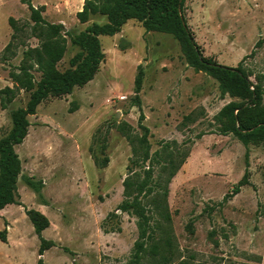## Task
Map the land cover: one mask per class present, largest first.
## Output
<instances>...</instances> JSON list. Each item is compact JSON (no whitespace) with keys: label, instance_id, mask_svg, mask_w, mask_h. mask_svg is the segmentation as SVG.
Segmentation results:
<instances>
[{"label":"rangeland","instance_id":"rangeland-1","mask_svg":"<svg viewBox=\"0 0 264 264\" xmlns=\"http://www.w3.org/2000/svg\"><path fill=\"white\" fill-rule=\"evenodd\" d=\"M83 1L0 0V53L13 33L9 18L18 26L31 25L29 2L43 6V18L66 30V51L57 68L68 69L79 52L71 38L91 23L105 22L93 18L79 24L75 15ZM183 16L203 56L232 68L242 61L249 80H259L264 90V0H185ZM19 39L37 45L26 33ZM99 41L104 60L93 80L70 95L42 102L28 117L27 136L14 148L21 162L17 191L22 206L0 210V232L7 230V243L0 242V264H36L39 259V241L24 208L40 211L49 220L42 236L54 247L40 257L43 264H134L137 219L118 209L122 183L131 176L127 167L132 153L117 127L125 123L140 137V111V124L149 130L150 154L159 153L164 144L190 149L168 186V264H264V140L250 138L248 184L238 190L246 148L230 132L209 134L219 126L215 116L220 109L236 99L222 96L214 79L187 66L170 35L145 32L137 21H128L120 33ZM258 41L262 43L256 48ZM24 50L18 47L13 59L0 64V89L13 86L8 71L19 64ZM139 66L140 110L133 103ZM28 97L20 90L7 109H0V139L12 127L11 113L24 108ZM185 116L191 121L183 122ZM198 134L205 135L197 139ZM104 158L108 163L103 168ZM147 166L133 170L142 176ZM152 170L153 185L159 180V166ZM25 178L36 183L38 193L26 186ZM157 223L161 220L153 215L152 237L163 246L165 233L155 228ZM139 264L155 261L145 255Z\"/></svg>","mask_w":264,"mask_h":264},{"label":"trees","instance_id":"trees-1","mask_svg":"<svg viewBox=\"0 0 264 264\" xmlns=\"http://www.w3.org/2000/svg\"><path fill=\"white\" fill-rule=\"evenodd\" d=\"M185 0H84L80 11L75 15L79 24H86L93 18L104 19V23H91L71 38V44L79 48V52L69 60V68L59 71L57 64L62 60L66 51V33L61 24L47 22L42 13L44 7H33L27 2L29 21L31 25L18 26L15 20L8 19L13 33L11 40L0 53V64H6L16 56V49L24 47L22 58L17 66H10L8 78L12 87L0 89V109L5 110L17 98L19 91L29 94L24 108H17L11 113L12 127L9 133L0 139V210L8 205L22 206L17 191V182L21 173V162L14 148L22 144L27 136L28 117L35 115L37 107L54 97L70 95L74 88L83 87L93 80L104 60L99 37H112L120 33L121 28L130 20L141 24L145 32H157L170 35L179 44L184 60L193 71L205 73L218 83L222 96L228 95L236 101L224 105L215 116L219 126L209 134H232L245 148V172L238 186L248 184V145L250 138L264 140V90L260 81L256 84L241 66L227 67L215 63L211 58L202 54L194 36L183 16ZM28 30V32L26 31ZM26 33L28 38L37 40L34 47L27 46L20 40V34ZM262 41H258L256 48ZM122 48V46H121ZM35 73L39 74L36 79ZM143 70L139 66L134 78V106L140 110ZM139 127L143 134L138 137L132 134L131 128L123 123L117 130L125 137L131 147L132 158L127 167L129 177L123 181V200L118 209L130 213L137 219L138 237L133 245L132 262L139 264L145 255L155 261V264H168L171 256L169 243V226L171 216L167 205L169 184L189 156V147L181 150L173 149L170 144H164L159 153L150 154L148 142L149 130L140 122L143 115L139 114ZM191 121V116H185L183 122ZM182 122V123H183ZM205 134H198L200 139ZM188 144V143H186ZM94 163L99 162L94 158ZM108 159L104 158L101 167H106ZM142 176L133 169L143 164ZM162 163V164H161ZM153 165H158L160 174L157 183L151 184ZM165 178L161 179V176ZM26 186L38 193L39 188L30 178H25ZM228 199V195H225ZM25 216L33 227L39 246L36 264H43L40 257L44 252L54 247V243L42 236L49 228V220L40 211L24 208ZM155 215L161 224L155 228L165 233V244L160 246L153 239L154 228L151 226L152 216ZM264 217V209L261 211ZM5 226H7L5 224ZM7 230L0 232V242L6 244ZM152 244L147 245L148 241ZM165 246V248H164ZM166 252L167 254H162ZM161 253V255L159 254ZM159 255V258H155Z\"/></svg>","mask_w":264,"mask_h":264},{"label":"water","instance_id":"water-1","mask_svg":"<svg viewBox=\"0 0 264 264\" xmlns=\"http://www.w3.org/2000/svg\"><path fill=\"white\" fill-rule=\"evenodd\" d=\"M65 31H66V30H65V29H63V33H65Z\"/></svg>","mask_w":264,"mask_h":264},{"label":"crops","instance_id":"crops-1","mask_svg":"<svg viewBox=\"0 0 264 264\" xmlns=\"http://www.w3.org/2000/svg\"><path fill=\"white\" fill-rule=\"evenodd\" d=\"M44 232V231H43Z\"/></svg>","mask_w":264,"mask_h":264}]
</instances>
